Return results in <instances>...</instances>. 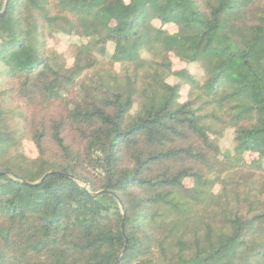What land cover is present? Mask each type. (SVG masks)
<instances>
[{
    "label": "trees",
    "instance_id": "1",
    "mask_svg": "<svg viewBox=\"0 0 264 264\" xmlns=\"http://www.w3.org/2000/svg\"><path fill=\"white\" fill-rule=\"evenodd\" d=\"M1 12L0 264H264V0Z\"/></svg>",
    "mask_w": 264,
    "mask_h": 264
},
{
    "label": "rangeland",
    "instance_id": "2",
    "mask_svg": "<svg viewBox=\"0 0 264 264\" xmlns=\"http://www.w3.org/2000/svg\"><path fill=\"white\" fill-rule=\"evenodd\" d=\"M169 31H172L174 29V27H168L167 28ZM49 45H54L57 50L61 51L62 49H64V45L62 43H55L53 40H49L48 42ZM66 55H69L68 49L66 50ZM175 67H179L181 66L180 63L175 62L174 63ZM231 136H232V131L230 129H227L225 132V136L221 141V145L223 148L225 149H229L230 148V140H231ZM23 147H24V151L27 155H34L35 154V150L32 147V145L29 142H23Z\"/></svg>",
    "mask_w": 264,
    "mask_h": 264
},
{
    "label": "water",
    "instance_id": "3",
    "mask_svg": "<svg viewBox=\"0 0 264 264\" xmlns=\"http://www.w3.org/2000/svg\"><path fill=\"white\" fill-rule=\"evenodd\" d=\"M2 15V12L0 13V16ZM85 190L87 191V188L85 187ZM102 193H105L104 190H101V191H97V192H94L92 193L93 196H98L99 194H102Z\"/></svg>",
    "mask_w": 264,
    "mask_h": 264
}]
</instances>
